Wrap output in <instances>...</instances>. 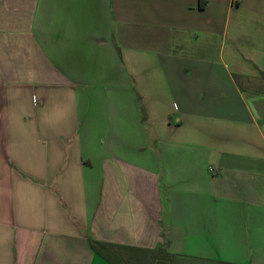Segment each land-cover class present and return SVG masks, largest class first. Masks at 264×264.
<instances>
[{"label":"crops","instance_id":"0c3cea01","mask_svg":"<svg viewBox=\"0 0 264 264\" xmlns=\"http://www.w3.org/2000/svg\"><path fill=\"white\" fill-rule=\"evenodd\" d=\"M264 264V0H0V264Z\"/></svg>","mask_w":264,"mask_h":264},{"label":"trees","instance_id":"16d2710c","mask_svg":"<svg viewBox=\"0 0 264 264\" xmlns=\"http://www.w3.org/2000/svg\"><path fill=\"white\" fill-rule=\"evenodd\" d=\"M91 251L108 264H172L174 254L163 245L152 250L88 240Z\"/></svg>","mask_w":264,"mask_h":264}]
</instances>
